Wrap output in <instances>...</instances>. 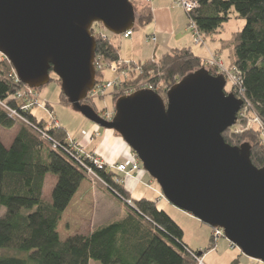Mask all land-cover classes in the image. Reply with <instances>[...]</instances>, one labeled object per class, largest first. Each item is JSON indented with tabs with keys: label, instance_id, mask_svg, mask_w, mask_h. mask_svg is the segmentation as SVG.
Returning a JSON list of instances; mask_svg holds the SVG:
<instances>
[{
	"label": "water",
	"instance_id": "1",
	"mask_svg": "<svg viewBox=\"0 0 264 264\" xmlns=\"http://www.w3.org/2000/svg\"><path fill=\"white\" fill-rule=\"evenodd\" d=\"M95 23L122 35L136 23L131 0H0V52L32 89L54 72L71 106L117 131L174 206L264 263V167L251 145L224 132L238 122L244 99L226 91L224 74L202 67L172 86L167 101L140 89L120 97L111 120L84 101L97 84ZM201 255V253H199Z\"/></svg>",
	"mask_w": 264,
	"mask_h": 264
},
{
	"label": "trees",
	"instance_id": "2",
	"mask_svg": "<svg viewBox=\"0 0 264 264\" xmlns=\"http://www.w3.org/2000/svg\"><path fill=\"white\" fill-rule=\"evenodd\" d=\"M197 2L199 6L188 16L204 36L219 34L234 16L246 21L241 31L221 40V50H229L230 65L241 79L242 98L246 104L250 103L264 126V0ZM151 20L150 10L143 8L138 25H146ZM136 28L130 30L133 32ZM96 39L97 60L102 58L108 63L120 60V51L109 37L103 39L96 34ZM133 65H141L135 83L147 79L149 85L148 88L135 86L130 92L150 89L165 101L174 84L205 67L191 48H176L158 60ZM107 71L97 69L99 83L107 78ZM209 72L218 74L211 69ZM56 79L61 83L59 77ZM24 87L28 86L18 80L12 63L6 58L0 60V126L12 129L20 122L21 118L13 111L28 120L27 123L22 119L10 146L0 140V264H91V260L102 264H196L192 252L201 256L205 252L193 250L185 243L182 226L159 208L157 201L146 197L134 199L126 190L124 180L120 181L123 175L108 165L100 175L106 187L128 205V214L88 235L75 234L65 240L60 237L63 214L82 181L88 179L84 165L89 161L84 157L79 161L67 151L70 137L62 125L39 119L31 109L23 108L26 100L14 96ZM62 100L71 105L63 90ZM90 101L87 98L84 102ZM239 129L243 127L236 125L224 132L225 140L241 145L248 138L253 163L264 167L261 130L251 129L242 134ZM47 174L58 178L52 201L43 197ZM210 243L209 250L216 247L217 238L213 233ZM236 262L237 259L231 264Z\"/></svg>",
	"mask_w": 264,
	"mask_h": 264
},
{
	"label": "rangeland",
	"instance_id": "3",
	"mask_svg": "<svg viewBox=\"0 0 264 264\" xmlns=\"http://www.w3.org/2000/svg\"><path fill=\"white\" fill-rule=\"evenodd\" d=\"M135 9H136V18H137L138 10L136 6H135ZM245 24H246V21L244 19H240L234 16L224 26V28L221 30L219 34H214L216 36H213V37L211 36L207 38V40L203 43H197L196 38H194L195 44H197L196 54L201 56L202 58L207 57L209 49L220 48L222 39H227L231 37L234 32L241 31L244 28ZM99 30H103L106 33V35H108L110 38L120 37V36H114L113 33L108 31L107 29H104L102 27V24L95 23L92 29L95 37H96L95 32ZM191 31L192 33H194L192 29ZM152 37L151 39H153ZM219 53H220V57H212L207 60H202L203 65L208 70L211 69L212 71H216L218 74H224L226 78L228 79V82L226 84L227 91L229 93H234L239 98H242V92L240 89L239 81L236 80L238 78V72L234 68L233 65H230L231 56H230L229 50L224 49V50H221ZM4 58L5 56L0 52V60ZM101 59L102 58L100 59L98 58V60L97 59L95 60V67H97L99 71L101 69L104 70L105 68L106 70L108 69L107 75H106L107 78H105V80L114 81L115 74L113 72L111 73L109 68L114 62H118V61L108 63V62H103ZM213 59L217 60L219 64L210 65L209 60H213ZM121 62L125 66H127L129 69H132V71L129 72L128 77L127 78L124 77L117 86L108 88L106 91H104L105 94L99 93V91H97L96 89L95 90L93 89L95 92L92 90L93 93L90 94L92 92L91 91L88 95V98L91 99L92 101H90L89 103L87 102V103L92 105L97 110V112H99L101 116H108V117L113 118L116 112L115 105H116L117 100L124 95H129L133 93V91L132 92L130 91L133 90L135 86L140 87V85H142L143 88H148L147 86L149 84L148 85L146 84L147 79L146 80L142 79L138 83H135L134 81V79H136L137 77L136 73H139L140 71L141 65L134 66L133 64H137V63L125 62V61H121ZM51 77L53 78V80H51L49 84L40 88V90L39 89L38 91L33 90L34 93L32 94L29 92V90H27V94H28L26 95L27 100L32 102L31 111L39 119H44L46 121L50 120L52 124L54 125L62 124V126L65 129H67L68 135L70 136V138L75 139L77 141V139H81L85 137L90 132L89 131L90 126L96 125V124L90 119H88L87 117H85L81 112L75 110L71 105L66 104L62 100L61 83H59L56 79L59 76L55 74L54 72H52ZM126 82H128L129 85H125ZM97 84H98V79H97ZM22 90L20 92H22ZM34 95L38 97L35 100L33 98ZM114 96H116L117 98H115ZM23 120L28 121L24 117H23ZM23 120L20 119L19 120L20 122H18L17 125L12 129H7V128L0 126V140L3 141L5 144H10V142L15 137L18 131V128L20 127L21 122H23ZM236 125L238 126V128H240V126L243 127V129L238 130V132H241L242 134L244 131H248L251 129L261 130V141L262 143H264V126L262 125V122L260 118L257 116V114L254 113V109L250 105V103H247V104L244 103L242 112L238 114V122ZM100 129L102 132L106 131V129L103 127H101ZM95 137H98V136L96 135ZM95 139L96 138H94V140ZM99 140L100 139H98L97 141H94L90 149H92L96 144H98ZM245 142H249V139L248 138L243 139L241 144ZM86 151H89V150H86ZM143 171L145 170L143 169ZM145 172L147 173L149 177L152 178V184L148 186L146 183H140V185L137 188V191L133 195V198L140 199L142 198L141 196L145 194L146 198L157 200L158 207L161 209H164L165 203L173 205L164 196L163 191L159 183L157 182V180L154 179L147 171ZM49 176L52 177L53 174H49ZM50 179L51 178H49L47 185H46V190H45L46 196H48V190H49L50 185L52 184ZM88 179H91V181H94V182L98 181L106 187V185L101 180H97L96 178L92 179L91 177H88ZM101 193L103 197L107 195L109 199H112V201H117L118 203L116 204V207H118V209H116V212L113 213L112 218L108 219L109 221H105L106 223H104V225L117 221L118 219L121 218V216H123V214H126V212L129 210V207L127 204H125V202H122L121 200L117 199L109 191L104 190ZM160 197L161 199L159 200ZM96 207L97 205L95 203H93L92 205L90 203L88 204V210L90 211ZM176 209H180V208H176ZM180 211L189 215V216L177 217L179 221L181 222V224L183 225V227L185 228V235L187 237V240L192 242V246H198L199 247L198 250L205 252L203 257H204V262L206 264H226V262H231L234 259H238L239 256H242L243 258V261H241L239 264H244L243 262L245 260L253 262L255 264H258V263L264 264L257 259L250 258L246 256L245 254H243L241 249L237 246H232L230 241L225 236H220L218 238L216 237L218 240L216 247L209 250V247H211V243H210L211 236H212L211 234L212 233L214 234L213 228L203 223L200 219L190 214L189 212H186L185 210H182V209H180ZM104 225H101V226H104ZM74 227H76V224ZM71 228H73V226H71V214H67L66 218H64L62 224L59 227V234L63 240L71 236ZM81 232L85 233L86 231L84 229ZM30 264H33V263L30 262ZM91 264H102V263L96 260H91Z\"/></svg>",
	"mask_w": 264,
	"mask_h": 264
},
{
	"label": "crops",
	"instance_id": "4",
	"mask_svg": "<svg viewBox=\"0 0 264 264\" xmlns=\"http://www.w3.org/2000/svg\"><path fill=\"white\" fill-rule=\"evenodd\" d=\"M174 1L175 0H133L134 5L138 10L136 18L137 21L135 23V26H137V28L133 30L132 35L128 38H125L123 35H120V37L118 38H110L108 36L111 41L118 47L120 51L121 61L145 63L150 59H159L167 52H170L171 50L176 48H191L195 55L200 57L202 60H207L212 57H220L219 52L221 51V47L218 49H209L207 57L202 58L201 56L196 54L197 44H195L194 41V33H192L191 29L188 27L190 23L188 14L182 7L175 6ZM143 8H148L150 10L152 14V20L146 25L139 26L138 15ZM152 35H156V41L151 40ZM211 36L213 37L216 35L204 36V42ZM100 128L101 127L98 125L90 126V132L85 137L77 140L82 143L85 150H89L87 152L99 155L107 162L109 168L116 170L114 166L117 163H122L128 160L133 151L126 143V141L120 135H118L115 130L106 129L105 132H102ZM96 135L98 137H95ZM94 138L96 139L94 140ZM98 139H100L98 144L90 149L94 141H97ZM12 142L13 140L10 142V144H4L6 146H10ZM49 178H51L50 180L52 184L49 187L48 196H46L45 190ZM57 179L58 178L55 175L50 177L49 174H47L46 176L43 189V197L48 201H52V190L57 182ZM124 183L126 190L133 197L140 183H146L149 186L152 184V178L149 177L147 173L142 169L139 172H134L131 175L126 176ZM104 190L109 191L117 199L121 200L116 195H114L107 187H105L98 181L94 182L91 181V179H85L82 181L70 205L64 212L63 219L60 223L61 225L67 214H71V226H73V228H71V236L75 234L88 235L94 229L101 227V225H104V223H106L105 221H109L108 219L112 218L113 213L116 212V209H118V207H116V204L118 203L117 201H112V199H109L107 195L103 197L101 192ZM141 197L146 196L144 194ZM160 199L161 197L159 198V200ZM121 201L124 202L123 200ZM89 203L91 205L95 203L97 207L93 208L90 211L88 210ZM176 208L178 207H174V205H170L168 203H165L164 206L165 211L183 227L177 217L189 215ZM128 212L129 210L126 212V214H123L121 218L126 216ZM75 224L76 227H74ZM84 229L86 232H81ZM183 229L185 243L191 249L198 250V246H192V242L187 240V237L185 235V228L183 227ZM235 260L236 259H234L233 261ZM237 260L238 262H236V264H239L241 261H243L242 256H239ZM233 261L226 262V264H231ZM243 263L255 264L247 260H245Z\"/></svg>",
	"mask_w": 264,
	"mask_h": 264
},
{
	"label": "built area",
	"instance_id": "5",
	"mask_svg": "<svg viewBox=\"0 0 264 264\" xmlns=\"http://www.w3.org/2000/svg\"><path fill=\"white\" fill-rule=\"evenodd\" d=\"M174 5L182 7L186 11V13H188V15L190 16L191 12L194 11L199 6V3L197 2V0H175ZM189 21H190L189 27L194 31V36L196 38V42L197 43H203L204 37L196 29L195 22L191 18ZM102 27L104 29H106L103 25H102ZM95 33L104 39H106L108 37V35H106V33L103 30L96 31ZM132 33H133L132 30H128L125 33H123V36L125 38H128L132 35ZM152 38L153 39H151V40H153V41L157 40L156 35H153ZM209 62H210V65L219 64V62L215 59L209 60ZM109 70L111 71V73L113 72L115 74L114 81L104 80L100 83L98 82V84L95 86L94 90L96 89L97 91H99V93L103 94L104 91H106L108 88L113 87V86H117L119 84V82H121L124 77L127 78L129 75V72L132 71V69H129L121 61L114 62L111 65V67L109 68ZM137 70H138V68H137ZM236 80L239 81V85H241V79H240L239 73H238V78ZM234 83H235V81H234ZM240 89H241L242 96H243V91H242L241 86H240ZM27 90H29V92L31 94L34 93L32 88L27 87L24 90H22V92H19L18 94H16L14 97L15 98H24L26 100V103H24L23 108L24 109H31L32 108V102L27 100V96H26V95H28ZM93 91L90 94H92ZM33 98L35 100L38 97L34 95ZM241 112H242V109L239 112V114ZM13 114H15L16 116L18 115L21 119H23V117L20 116L17 112L13 111ZM103 117L108 119V120L112 119V117H108V116H103ZM24 121H26V120H24ZM69 141H70V148H67V151L69 153H71V155L75 156L79 161H81V158H83V157L85 160L89 161L88 165H84L85 169L87 171V176L91 177L92 179L96 178L97 180H101L106 185V182L104 181V179L100 175V171L105 170L107 168V165H108L107 162L102 157H100L99 155H97L95 153L87 152L85 150L84 146L82 145V143H80L78 140L76 141L75 139L69 138ZM56 146L57 145L55 144V147ZM114 168L116 169V171L120 172L123 175V179H121L120 181L125 180L126 176H129L134 172H139L140 170L143 169L142 165H141V161L138 157V154H136L134 151L132 152V154L128 160H126L125 162H122V163H117L114 166ZM223 234H224L223 230L220 228H217L214 231V236L217 238L222 236ZM192 256H193L196 264H206L204 262L203 256L196 254L195 252H192Z\"/></svg>",
	"mask_w": 264,
	"mask_h": 264
},
{
	"label": "bare ground",
	"instance_id": "6",
	"mask_svg": "<svg viewBox=\"0 0 264 264\" xmlns=\"http://www.w3.org/2000/svg\"><path fill=\"white\" fill-rule=\"evenodd\" d=\"M188 14V13H187ZM189 17V16H188ZM190 19V18H189Z\"/></svg>",
	"mask_w": 264,
	"mask_h": 264
}]
</instances>
